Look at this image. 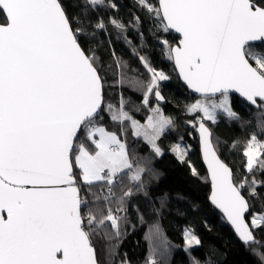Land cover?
I'll use <instances>...</instances> for the list:
<instances>
[{"label":"snow or ice","instance_id":"6c2138e0","mask_svg":"<svg viewBox=\"0 0 264 264\" xmlns=\"http://www.w3.org/2000/svg\"><path fill=\"white\" fill-rule=\"evenodd\" d=\"M133 2L151 22L149 34L161 55L196 94L183 111L194 117L187 123L199 136L210 203L245 247L258 246L253 255L264 264V240L255 236L264 234V139L253 132L229 145L209 126L221 115L229 123L241 119L233 95L264 110V0ZM98 8L119 12L115 0H84L79 14H70L63 0H0V264H130L127 253L115 260L129 202L138 194L147 197L158 173L151 156L130 147L128 135L159 157V140L177 122L161 107V84L169 75L140 54L147 46L141 16L133 14L127 25L114 15L88 18ZM109 26L147 74L127 75L139 70L112 49L115 85L141 93L139 104L123 92L112 102L115 85L91 42L98 32L108 34ZM129 27L139 48L127 36ZM174 34L176 43L167 38ZM142 109L148 113L143 123L132 115ZM258 129L264 135V119ZM180 139L171 151L184 162L189 146ZM225 147L240 150V167L223 158ZM145 239V264H158L157 255L164 261L169 243L159 226ZM184 239L191 264H201L190 254L200 239L188 228Z\"/></svg>","mask_w":264,"mask_h":264},{"label":"trees","instance_id":"16d2710c","mask_svg":"<svg viewBox=\"0 0 264 264\" xmlns=\"http://www.w3.org/2000/svg\"><path fill=\"white\" fill-rule=\"evenodd\" d=\"M63 2L70 14H79L84 0H63ZM115 2L119 4V12L108 8H98L95 12L90 11L88 18L94 21L97 16H103L107 20L109 16L114 15L127 25L132 20L133 14L141 16L144 21L141 31L144 33L147 46L139 49L140 54L149 55L153 66L169 75L170 80L162 82L161 86V91L167 99V104L162 108L166 114L174 116L177 122L176 129L169 130L159 140L158 143L164 150L163 155L159 157L154 156L142 140L137 141L129 132L130 147L134 148L140 157L151 156V166L158 173V178L149 181L147 197L138 194L129 202L128 223L125 225L126 235L120 242L115 260L118 262L127 253L130 264H145L149 255V241L145 239V235L158 225L169 243V255L164 261L157 255L158 264H191L189 253L184 251L186 228L191 229L201 241L200 245L190 250L191 256L200 260L201 264H259L258 257L253 255V249L260 250L258 246L245 247L223 215L209 201L211 186L202 179L207 176V170L202 161L199 139L195 129L187 123L194 117L186 115L183 111L184 105L194 100L196 96L183 85L174 64L161 55L160 46L149 34L152 25L146 15L136 7L133 0H115ZM117 36L116 30L109 26L108 34L103 31L98 32L95 39L91 41L105 66L109 83L115 85L117 79V69L111 55L112 49H115L118 57L128 61L130 68L139 70L137 73L129 71L127 75L147 79V74L140 66L138 59L133 56L131 47ZM127 36L133 45L139 48L140 38L133 28L129 27ZM167 38L172 43H176L178 36L174 34V37ZM109 65L111 68L108 67ZM110 92L113 103L118 102L121 92L126 98L131 97L136 104H139L142 99L141 93L134 92L127 86L121 88L115 85L110 88ZM232 107L241 119L229 123L221 115L216 125H209L214 135L222 141H227L229 145L237 139L246 140L253 132L257 133L258 138L264 139V135H261L258 129V122L264 119L260 113L264 110H258L247 104L242 105L241 98L236 95L232 97ZM147 114L146 109L140 112L132 111V115L140 120H145ZM181 137L182 142L190 148L184 162H181L171 151L172 145L180 142ZM222 156L234 167H240L243 160L239 149L229 151L225 147ZM193 167L199 176L192 174ZM145 179L149 178L146 176ZM97 191L100 190L97 189ZM161 200L165 202L163 207H161ZM141 216H143V222H141ZM255 236L258 241L264 240V234L259 231L255 232Z\"/></svg>","mask_w":264,"mask_h":264},{"label":"water","instance_id":"95a60500","mask_svg":"<svg viewBox=\"0 0 264 264\" xmlns=\"http://www.w3.org/2000/svg\"><path fill=\"white\" fill-rule=\"evenodd\" d=\"M177 36H178V34H176ZM177 71V73H178V70H176ZM181 80V79H180ZM181 82L183 83V81L181 80ZM183 85L186 87V85L183 83ZM187 88V87H186ZM188 89V88H187ZM188 91L192 94V95H194V96H196V94H194V93H192L191 92V90H189L188 89ZM161 94L164 96V94L162 93V91H161ZM236 96H238V95H236ZM165 97V96H164ZM167 104V99H166V97H165V102H163L162 103V105H166ZM195 132H196V134H197V136H198V133H197V131H196V129H195ZM198 139H199V136H198ZM200 144V143H199ZM200 152H201V150H200ZM201 157H202V153H201ZM202 161H203V164H204V166H205V168H206V170H207V166H206V164H205V162H204V160H203V157H202ZM210 196V195H209ZM210 201V200H209ZM218 210V209H217ZM219 211V210H218ZM220 212V211H219ZM221 213V212H220ZM222 214V213H221ZM226 220V219H225ZM227 222V221H226ZM228 223V222H227ZM229 224V223H228ZM229 226L232 228V226L229 224ZM233 229V228H232ZM233 231H234V229H233ZM234 233H235V231H234ZM235 235H236V237L238 238V236H237V234L235 233ZM239 239V238H238ZM240 240V239H239ZM241 241V240H240ZM242 242V241H241ZM243 243V242H242Z\"/></svg>","mask_w":264,"mask_h":264},{"label":"rangeland","instance_id":"374dc122","mask_svg":"<svg viewBox=\"0 0 264 264\" xmlns=\"http://www.w3.org/2000/svg\"><path fill=\"white\" fill-rule=\"evenodd\" d=\"M161 86H162V84H161ZM162 106H164V105H162L161 104V107ZM166 114V113H165ZM134 118H136V117H134ZM136 119H138V118H136ZM138 120H140V119H138ZM141 121V123H143L144 122V120H140ZM178 143H181V141L180 142H177L176 144H178ZM176 144H174V145H176ZM174 145H172V147L174 146ZM182 146H187L184 142H182ZM190 149V148H189ZM162 151L164 152V150L162 149ZM173 152V151H172ZM174 153V152H173ZM194 234V233H193ZM195 235V234H194Z\"/></svg>","mask_w":264,"mask_h":264}]
</instances>
